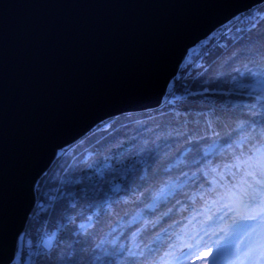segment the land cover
Wrapping results in <instances>:
<instances>
[{
    "label": "trees",
    "instance_id": "obj_1",
    "mask_svg": "<svg viewBox=\"0 0 264 264\" xmlns=\"http://www.w3.org/2000/svg\"><path fill=\"white\" fill-rule=\"evenodd\" d=\"M257 10L183 68L187 53L169 84L180 81V97L163 112L120 115L57 153L24 231L33 264H170L191 198L222 201L239 185L236 163L264 143V3Z\"/></svg>",
    "mask_w": 264,
    "mask_h": 264
},
{
    "label": "water",
    "instance_id": "obj_2",
    "mask_svg": "<svg viewBox=\"0 0 264 264\" xmlns=\"http://www.w3.org/2000/svg\"><path fill=\"white\" fill-rule=\"evenodd\" d=\"M264 0H0V264L57 152L159 108L191 48Z\"/></svg>",
    "mask_w": 264,
    "mask_h": 264
},
{
    "label": "rangeland",
    "instance_id": "obj_3",
    "mask_svg": "<svg viewBox=\"0 0 264 264\" xmlns=\"http://www.w3.org/2000/svg\"><path fill=\"white\" fill-rule=\"evenodd\" d=\"M259 7L260 5L234 17L225 25V30L229 29L237 21L250 19L252 15L258 11L257 9ZM221 29L222 26L189 50L188 57L183 63V68H186L189 63L191 65L198 56L204 53L207 46L212 44V41L216 40L224 33L225 30ZM186 73L187 72L184 71V75H186ZM179 83L180 81L169 89L171 92L168 90V101L180 97L177 89ZM204 92L205 98L209 97L211 94V100L213 91L209 90ZM241 143L242 142H240L239 145H241ZM263 156L264 144L258 147L251 156L238 162V168L240 169V166L244 165V171L241 175L239 187L230 192L229 200L223 201L222 203H207L203 207L197 209V207L194 208L191 205V203L197 201L196 197L191 198V203L190 205L187 204L186 208H190V213L195 219L189 222V229L185 234L178 233L175 236V240L180 239L181 242L173 247V264H247L248 261H255L252 257L253 255L246 253V249L251 244L257 247L256 250L262 248L261 241L256 237V233L259 230L256 227L258 224L256 220L260 218V216L264 217V210H253L250 206L244 207L241 204V200L246 198L248 192L254 187H261L253 178L255 177L257 181H264ZM57 160L58 159L54 160V162L57 163ZM226 171H231L230 167H225L223 172ZM39 186H42L41 183ZM36 190L35 187L37 197L40 190L37 192ZM223 204H227V206L222 207ZM239 205H242V207ZM238 208L240 209L237 211ZM191 214L190 217L192 218ZM227 234L230 236L228 237ZM22 236H24V232ZM21 240L19 241L18 239L19 243L16 257L11 264H33V252H28V249L25 251L24 240ZM50 243L51 237H46L44 244L48 245Z\"/></svg>",
    "mask_w": 264,
    "mask_h": 264
},
{
    "label": "bare ground",
    "instance_id": "obj_4",
    "mask_svg": "<svg viewBox=\"0 0 264 264\" xmlns=\"http://www.w3.org/2000/svg\"><path fill=\"white\" fill-rule=\"evenodd\" d=\"M189 54V53H188ZM187 57H188V55H187ZM168 89H169V85H168V87H167V90H166V93H165V96L163 97V99H162V104H161V106L159 107V108H155L156 110L158 109V110H161L162 112L164 111V110H162V109H164V105L166 104V102L168 101V96H167V92H168ZM155 109H152V110H155ZM110 120H112V119H110ZM110 120H108V121H110ZM107 121V122H108ZM104 123H106V122H104ZM60 151V150H59ZM58 151V152H59ZM57 152V153H58ZM228 167V166H227ZM230 169H232L231 167H230ZM230 173L232 172V170L231 171H229ZM264 177V176H263ZM253 180H255L257 183H259L260 185H261V187H254L252 190H250L249 192H248V194L246 195V198H243L242 200H241V204L244 206V207H248V206H250V208L251 209H253V210H264V181L263 180H259V181H257L256 180V178L254 177L253 178ZM37 203H38V198L36 197V204H35V206L37 205ZM242 205H239V206H241L242 207ZM240 208H238L237 209V211L239 210ZM32 216H33V214L32 215H30V217L28 218V221H27V224H28V222L31 220V218H32ZM258 224L256 225V227L259 229L258 231H257V233H256V237L258 238V240L259 241H261V243H262V248L261 249H259V250H256V248L257 247H255V246H252V244L246 249V253H248V254H251V255H253L252 257H253V259H255L256 261H259L261 264H264V218H263V220L262 221H260V222H257ZM227 236L229 237L230 235L229 234H227ZM23 238V239H22ZM24 240L25 241V236H20L19 237V241L20 240ZM21 240V241H22ZM51 240H52V237H51ZM256 240V239H255Z\"/></svg>",
    "mask_w": 264,
    "mask_h": 264
}]
</instances>
